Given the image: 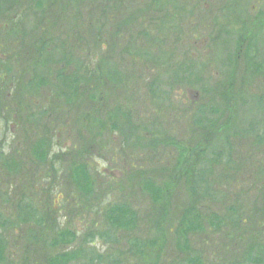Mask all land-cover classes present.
Returning <instances> with one entry per match:
<instances>
[{"label":"rangeland","instance_id":"obj_1","mask_svg":"<svg viewBox=\"0 0 264 264\" xmlns=\"http://www.w3.org/2000/svg\"><path fill=\"white\" fill-rule=\"evenodd\" d=\"M96 1L0 0V72L27 73L5 94L0 82V264L249 262L237 241L264 264V0ZM68 67L95 91H60ZM191 167L212 171L209 188L182 177ZM154 175L173 208L202 216L187 254L188 217H156ZM115 206L135 230L112 226Z\"/></svg>","mask_w":264,"mask_h":264},{"label":"trees","instance_id":"obj_2","mask_svg":"<svg viewBox=\"0 0 264 264\" xmlns=\"http://www.w3.org/2000/svg\"><path fill=\"white\" fill-rule=\"evenodd\" d=\"M93 1L95 3H99V5H100V3H102V2H99V1H96V0H91L92 3H93ZM102 1H104V0H102ZM103 3L106 4L105 2H103ZM127 10L128 9H124V11H127ZM105 11H107V10H105ZM128 22L129 21H127L126 23H128ZM56 26L57 25H54V30H55ZM23 47L24 46H22V48ZM22 52H24L23 56L25 58H26V56L29 55V51H23L22 50ZM65 57H66V63L63 61V59H65ZM67 60H68V57L66 55H64L62 57V59L58 60V63H64V64H66V66H69L70 64H67ZM13 61H15L14 64H16V65L17 64H24L25 59H23L22 54H19L18 53V54L15 55ZM25 66L27 67V65H25ZM71 67H72V71L75 70V68H73V65ZM65 70H68L67 71V75H68V77L70 79V82H69V84H63V86L60 85L61 86V90L60 91H62V90L65 89V85L66 86L69 85V87L70 86L72 87V88H70L69 92L72 93L73 96H75L76 93H77V95H79L81 93H84V94H87L88 95L89 92H94L95 91V89L93 88V86L92 87H86V86H83V85H79L80 83L77 84L78 83V80H77L78 79V73H77V71H76V73H73V72L70 73L69 72V67L66 68ZM26 75H27L26 71L24 72V70H21L19 72H16V71H14V67H13V69H11L10 67H8L7 70H6V72H0V77H4V80L3 79H0V82L3 84L2 87H1V90H2L1 92H3V94H5L6 93V90L9 91L8 90V87H10V86L9 85H5V83H6L5 78L7 79V78H10L11 77V81H9V84L12 85V84H17L18 83V82H15V79L17 78V76H19V82H20L21 79L23 77H25ZM93 78H98L99 79V73H98V75L94 76ZM99 82H100V84L96 88V93H100L101 91H103V88H105V87H103L104 85L106 86V88L108 86H110V82H108L106 80L102 81L101 78L99 79ZM181 82H184V83L187 82V84L190 85V83H188L187 79H182ZM54 86H58V85L54 84ZM107 90H108V88H107ZM7 93L9 94V92H7ZM72 95L70 94L69 96H72ZM73 96H72L71 99L73 100L75 98V100H73V102L72 101L69 102L68 105L69 104H72V103H75L76 102V99H78L76 97L73 98ZM6 99L4 98V101H6ZM68 101H69V99H68ZM5 110H6V108H5ZM60 111H61V109L58 110L57 117H59V118L62 117V119L68 117V115H65L64 114L65 111H63V113H60L59 114ZM17 112H18V110H17ZM225 127H228V126L225 125ZM134 147H137V144ZM227 147H229V145ZM146 150L149 151L147 148H146ZM153 152H154V154L158 155L157 150L156 151H153ZM185 152L183 153V155L185 154ZM34 154H35V151H34ZM35 156H38L37 158L41 157L38 154H35ZM142 156H144V153H143ZM163 169L166 170L165 167ZM194 170H195L194 167H191L190 169L188 168V170H185L186 175H185L184 172H182V174L184 173V175L182 177H185L186 176L185 179L187 180V179H189L188 178L189 177V174L190 173H193L195 175L194 177L198 179V181H197V184H199V189L198 190H200V188H201L200 187L201 186V183L200 182H202V181H208L209 182L208 175L210 176V174H212V171L209 169V174H208V172H206L205 174H201V173L200 174H197V173H194ZM154 179H155L154 181H152V180H148L147 181L146 180L147 185L149 184V187H150L149 188V191H146V192H148L150 194L151 199H152V201L155 204H159V203L161 204V206L159 207L160 210L156 214V217H160L159 219H162V218L166 219V218H168L167 219L168 220V223H170V217H171V215H174V214H177V213H184L188 217L187 218V221H186V224H185V230L181 231V233H180L181 241H179L178 243H177V240L175 241L177 251L180 254H183V255L184 254H187V253L190 252V246H189V241L187 240V234H188V232H191V231L192 232H196V231H199L200 230V229H198V226H195V224H199L200 223L202 216L199 215V214H194V215L191 214L190 215V208H186L185 210L181 206L180 207L179 206H175V208H173L174 207V204H172V199H171L173 197L172 196L173 194L169 195L168 194L169 193L168 191H165V190L164 191H159V190H157V188H156V182H158V179H156V175H154ZM160 179H163V177H161ZM165 179H167V181L168 180H171V179H168V178H165ZM202 183H204V182H202ZM209 187H210V184H208L207 186H204L203 188H201V190L207 189ZM181 189L182 188L179 187V190H181ZM198 192L199 193H203L204 192V194H203L204 196L209 195V193L208 192H205V191H203V192L198 191ZM171 209H172V211H171ZM108 217L111 220L112 226L115 229H117V230L126 231L125 229H127L128 232H131V228L135 230V228L137 226V224H136V222L138 220L137 213H132L125 206H115V207H113V209L110 210V213H109V216ZM40 222H41L40 220H37V223L38 224H40ZM260 229L261 228H257L256 235H253L252 236L254 238V240L252 241V243H254V245L255 244L258 245L257 247L259 248V250L261 248L260 247L261 246L260 245V236H262V234L260 233ZM257 239H258V241H256ZM242 241H245V240H241V242ZM239 243H240V241H237L235 243V246L233 247V251H234V249H236V250L234 252L238 251V254L239 255L242 254L244 256L246 254H248V255H252L253 254L251 252V249H250V247H251L250 241H248V246H246L247 248H241V246H240ZM237 248H239V249H237ZM1 255H2V250L0 249V256ZM74 257H76V256H74ZM240 257L242 258L243 256L240 255ZM185 258H186V260H185L186 261V264H204L200 258H195V257L192 258L189 255H188V257H186V255H185ZM248 259H249V262H247V263H250V258L248 257ZM0 261H1V258H0ZM72 261H73V256L71 255V253L68 254V252H66V253L58 256V257H54L53 259H50L49 261H47V263L48 264H70ZM245 261H246V259H245ZM93 262L94 261L91 260V263L90 264H93Z\"/></svg>","mask_w":264,"mask_h":264}]
</instances>
